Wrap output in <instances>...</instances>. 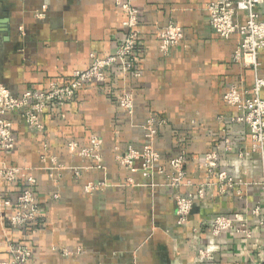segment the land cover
Returning a JSON list of instances; mask_svg holds the SVG:
<instances>
[{
  "label": "crops",
  "instance_id": "crops-1",
  "mask_svg": "<svg viewBox=\"0 0 264 264\" xmlns=\"http://www.w3.org/2000/svg\"><path fill=\"white\" fill-rule=\"evenodd\" d=\"M127 1L0 0V85L16 96L46 92L89 68L93 55L115 54L130 34L122 8ZM130 1L140 32L131 72L124 76L116 65L104 82L85 84L62 107L49 105L41 132L28 128L21 111L7 116L16 145L0 160L23 171L0 183V203L14 204L31 177L40 211L34 222L14 228L15 205L0 206V264L12 261V246L31 251L26 264H264L254 215L257 207L264 210L262 160L251 151L249 127L232 121L238 111L224 99L232 87L254 97L256 79L264 80V50L257 70L235 59L240 36L224 39L210 26L207 6L217 0ZM260 11L264 19V4ZM169 24L182 28L184 38L165 55L157 34ZM124 92L133 95V115L118 103ZM149 122L156 123L153 146L165 169L153 180L117 160L128 148L142 151L150 143ZM94 136L100 149L80 155ZM181 151L192 186L179 190L168 177L170 160ZM214 151L218 169L240 184L235 189L222 193L216 177L206 176L205 155ZM91 183L100 187L88 193ZM205 183L213 185L201 199ZM179 192L192 193L196 204L184 225L177 223ZM235 214L245 216L251 237L236 230L214 236L211 221ZM200 250L211 256L200 257Z\"/></svg>",
  "mask_w": 264,
  "mask_h": 264
},
{
  "label": "built area",
  "instance_id": "built-area-1",
  "mask_svg": "<svg viewBox=\"0 0 264 264\" xmlns=\"http://www.w3.org/2000/svg\"><path fill=\"white\" fill-rule=\"evenodd\" d=\"M264 0H217L210 2L207 11L210 15L211 28L222 38L229 39L232 35L238 34L241 38L236 60H242L244 65L253 66L257 70L261 64L258 60L259 54L264 50V19L261 17L260 7ZM123 10L128 15V20L124 26L130 30V34L123 40L115 54L99 58L92 56V64L89 68L76 70L70 81L65 85L56 82L50 84L46 92L31 93L26 92L21 96H16L6 87L0 85V153L9 152L15 148L16 138L13 134V124L7 117L10 112L21 111L27 126L31 130L41 132L43 125L41 116L49 105L62 107L64 103L75 97L77 90L87 83L104 82L108 77V72L114 66H118L122 75H127L133 69L137 61L138 38L140 32L138 27V11L132 7L131 1L128 0L122 5ZM243 14L245 20H240ZM157 38L160 43V50L167 55L171 49L177 46L184 38L182 28L169 24L161 29ZM264 87V80L257 78L255 82L254 97L246 98L237 88L232 87L224 96L228 105L236 108L238 115L232 118V121L246 124L250 130L252 141L251 151L260 155L262 160V181L260 183L264 196V100L260 97V90ZM119 105L133 115L134 100L133 95L124 92L119 100ZM156 123L149 122L145 129L146 138L150 141L145 145L142 151L132 147L126 152L119 153L117 160L120 164L131 172H142L147 178L153 180L157 175L165 174L164 167L160 164L161 157L154 149L153 139L156 135ZM102 141L98 137L91 139V149L82 150L80 155L88 156L92 151H98ZM227 149L230 150L229 141ZM72 152H78L79 146L75 142L69 144ZM242 157H248L250 152L242 151ZM139 162V166L137 165ZM186 164L187 152L181 151L177 156L170 160L172 174L169 178V186L182 189L192 186L190 181H186ZM218 154L210 152L205 155L206 176L211 179L216 177L217 185L222 193L228 189H235L240 184L230 177L227 172L218 169ZM20 167H10L0 160V183L2 181H15L22 173ZM28 182L33 186L36 181L29 177ZM211 183L201 184L198 188L199 198H204L207 190L210 189ZM25 187L21 194L12 204L10 200L1 202L0 206L15 205L16 212L10 217L9 223L14 228L26 226L34 222L39 214V206L36 203L31 187ZM153 186V185H151ZM100 186L88 184L86 190L88 193L95 192ZM240 193V191H239ZM177 223L184 225L188 222L191 214L195 210V200L192 193L179 192L175 197ZM254 215L260 217L259 225L263 234V242L260 248L261 258L264 260V210L257 207ZM211 229L214 236H220L226 231L236 230L240 234H245L247 238L251 237L247 229L245 216L235 214L234 216H219L211 221ZM10 251L13 259L4 264H26L31 256V251L25 246H12ZM65 255L69 253L64 251ZM199 256L209 258L211 255L204 251H199ZM239 264V263H234Z\"/></svg>",
  "mask_w": 264,
  "mask_h": 264
}]
</instances>
